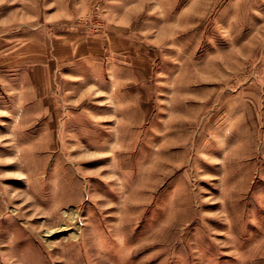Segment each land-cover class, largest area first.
I'll return each instance as SVG.
<instances>
[{"label": "rangeland", "instance_id": "obj_1", "mask_svg": "<svg viewBox=\"0 0 264 264\" xmlns=\"http://www.w3.org/2000/svg\"><path fill=\"white\" fill-rule=\"evenodd\" d=\"M0 264H264V0H0Z\"/></svg>", "mask_w": 264, "mask_h": 264}, {"label": "bare ground", "instance_id": "obj_2", "mask_svg": "<svg viewBox=\"0 0 264 264\" xmlns=\"http://www.w3.org/2000/svg\"><path fill=\"white\" fill-rule=\"evenodd\" d=\"M73 185L76 186L75 183ZM75 195H76V193L72 192V194H69L68 191H67L66 194L63 195L62 199L58 203H56V206L51 210V212H52L51 218H53V217L56 218L55 222H54V225H58V224L60 225V222L62 220L67 221L68 224L63 225V226H59L58 228L56 227V229H54V230H48L47 231L48 232V236L53 235L55 233H62V232L67 231L69 229L70 230L73 229V228H68V226H70L71 224L75 223V221L78 218V214L75 211H72V212H68L67 216L60 217L59 216V207L61 205H67L70 201L74 200V196ZM5 196L7 198V202L12 200L11 197H9L7 194ZM28 210H31V209H28ZM31 211H34V210L32 209ZM63 223H66V222H63ZM72 231H74V230H72ZM72 235H73V237H76L77 236V231L75 230ZM20 238H21V236L16 232L15 234H12L11 241H15V240L20 239Z\"/></svg>", "mask_w": 264, "mask_h": 264}]
</instances>
